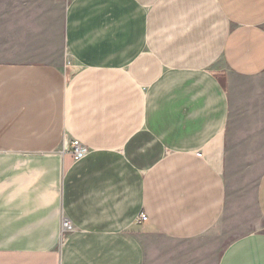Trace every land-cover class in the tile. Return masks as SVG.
<instances>
[{
	"label": "crops",
	"instance_id": "obj_1",
	"mask_svg": "<svg viewBox=\"0 0 264 264\" xmlns=\"http://www.w3.org/2000/svg\"><path fill=\"white\" fill-rule=\"evenodd\" d=\"M37 2L0 0V264H264V0Z\"/></svg>",
	"mask_w": 264,
	"mask_h": 264
},
{
	"label": "rangeland",
	"instance_id": "obj_2",
	"mask_svg": "<svg viewBox=\"0 0 264 264\" xmlns=\"http://www.w3.org/2000/svg\"><path fill=\"white\" fill-rule=\"evenodd\" d=\"M66 2V1H65ZM61 1L53 0V1H45V0H38L37 2V12L38 17H40V13L42 15L44 14V11L42 10L44 7H47V9L50 10V13L52 15V29H58L60 25V14H61ZM44 25H40L39 19H38V31L43 30L42 28ZM58 39V37H56ZM264 81H257L256 83L250 82L246 83L245 86L248 87L250 90L252 88H260L263 87ZM236 106V104H235ZM252 114L251 118L248 120L249 125V132L254 133L252 134V138H254L255 143L252 146L251 153L253 151L254 160L251 161V170L252 173L250 175V178L252 179L251 184V190L254 191L256 187V183L258 181V178L262 171L264 170V89L262 90L261 95L259 96V100L252 108ZM236 109L234 113L233 119H237ZM250 153V154H251ZM251 207H250V219H251V225L253 231H262L264 232V221L258 214L257 208L255 206L254 199H251ZM214 234H217V244L220 248V252H223V250L234 241V238L238 236L237 231H234L232 229H226V227H222L220 225L216 231H214Z\"/></svg>",
	"mask_w": 264,
	"mask_h": 264
},
{
	"label": "built area",
	"instance_id": "obj_3",
	"mask_svg": "<svg viewBox=\"0 0 264 264\" xmlns=\"http://www.w3.org/2000/svg\"><path fill=\"white\" fill-rule=\"evenodd\" d=\"M57 1L67 2L68 0H57ZM69 151L74 161H80L84 157H86L88 154H90V149L78 140H73L70 142ZM147 220H148L147 214L141 213L136 223L141 224L143 222H146ZM62 230H63V233L70 231L71 230L70 224L68 222H63Z\"/></svg>",
	"mask_w": 264,
	"mask_h": 264
},
{
	"label": "water",
	"instance_id": "obj_4",
	"mask_svg": "<svg viewBox=\"0 0 264 264\" xmlns=\"http://www.w3.org/2000/svg\"><path fill=\"white\" fill-rule=\"evenodd\" d=\"M67 145V144H66Z\"/></svg>",
	"mask_w": 264,
	"mask_h": 264
}]
</instances>
